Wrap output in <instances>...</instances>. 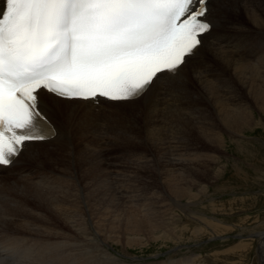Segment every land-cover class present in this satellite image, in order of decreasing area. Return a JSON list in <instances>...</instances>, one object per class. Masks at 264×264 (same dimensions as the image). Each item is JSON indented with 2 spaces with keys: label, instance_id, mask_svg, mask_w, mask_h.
Segmentation results:
<instances>
[{
  "label": "bare ground",
  "instance_id": "6f19581e",
  "mask_svg": "<svg viewBox=\"0 0 264 264\" xmlns=\"http://www.w3.org/2000/svg\"><path fill=\"white\" fill-rule=\"evenodd\" d=\"M222 14L226 20L214 31L219 33L215 47H201L199 55L186 58L177 76L160 74L166 81L164 86L154 82L139 99L109 102L98 98L100 102L95 104L59 99L41 90L54 113H49V118L61 136L48 143H33L16 163L0 169V216L13 224L0 232V264H9L4 249L17 253L16 264H94L89 250H85L90 239L86 237L82 210H92L97 219L96 234L102 219L98 214L110 220L108 229L113 232L119 225L135 234L155 231L165 223L160 212L149 216L150 209L137 212L136 219L124 220V209L116 200L122 199L127 189L118 197L113 191H109L108 198L101 196V171L112 164L106 150L116 146L145 149L142 144L149 146L148 150L152 147L164 153L163 160L167 154L168 165L190 162L189 167L177 169V175L169 173L166 182L175 199L185 194L193 197L189 182L203 177L198 167L209 168V163L216 162L211 152L226 147L225 133L240 136L258 124L251 109L264 112V0H229ZM248 99L252 100V108ZM69 111L75 113L72 121L67 119ZM192 143L199 144L200 151L186 154L194 148ZM144 157L142 154L135 163L150 164ZM197 160L202 166L192 165ZM122 183L120 180L118 185ZM80 194L83 198L73 204L72 199ZM80 200L85 205L81 208ZM130 200H123L129 209ZM104 201L106 209L101 211L97 206ZM66 231L74 232L70 236ZM259 239L258 261L264 264V232Z\"/></svg>",
  "mask_w": 264,
  "mask_h": 264
},
{
  "label": "snow or ice",
  "instance_id": "6c2138e0",
  "mask_svg": "<svg viewBox=\"0 0 264 264\" xmlns=\"http://www.w3.org/2000/svg\"><path fill=\"white\" fill-rule=\"evenodd\" d=\"M229 0H0V166L61 133L41 90L131 102L213 48ZM213 13H221L213 15ZM54 115V113H53ZM72 121L75 113L69 111ZM264 251V248H262ZM16 264L17 253L4 249Z\"/></svg>",
  "mask_w": 264,
  "mask_h": 264
},
{
  "label": "rangeland",
  "instance_id": "374dc122",
  "mask_svg": "<svg viewBox=\"0 0 264 264\" xmlns=\"http://www.w3.org/2000/svg\"><path fill=\"white\" fill-rule=\"evenodd\" d=\"M262 40L264 42L263 38ZM248 100L252 108V100ZM241 101L247 100L241 99ZM251 110L258 124L251 125L240 136L225 133L226 147L219 152H211L216 157V162L209 163L211 164L209 168L198 167L204 172L203 177H197L195 181L189 182L192 187H188L189 184L185 185L194 198L185 194L175 199L171 195L175 193H172L166 182L167 176L177 175L176 170L184 166L189 167L190 162L179 161L177 165H168L167 161L170 157L167 154L163 160L161 156L164 153H159V150L154 151L152 147L148 150L149 146L142 144L145 149L140 147L137 148L138 150H130L131 148L111 146V150H106L104 153L109 159L111 158L112 164L104 166V171H101L100 178L103 179L101 196L108 198L109 191H113L115 197H118L127 189L126 197L116 200L117 205L124 209L122 213L124 220L136 219L139 216L137 212L150 209L149 216L160 212L165 223L155 231L146 228L147 230L135 234L126 231L125 225H119L113 232L108 229L110 220H105V216L98 214L104 221L100 220L96 234L97 219H94L92 210L91 212L82 210L84 215L80 214L84 218L86 233L89 236L86 237L90 239L85 250H89L87 251L89 257L92 255L90 257L93 259L92 262L94 264H259L257 254L259 238L264 232V112L257 111L255 107ZM191 145L194 148H189L186 154L194 155L198 150L200 151L199 144ZM142 154L150 164L135 163L137 158H142ZM113 156L117 157L112 159ZM192 165L202 166V163L197 160ZM172 168L175 172L168 170ZM171 172L172 174L169 175ZM183 172L188 174L186 170ZM179 179L177 177L176 180ZM120 180L123 183L118 185ZM127 197L129 200L132 199L129 203L132 205H129L132 207L130 209L126 207L127 203L123 204V200ZM79 198L82 199L83 196L80 194L71 202L78 204ZM76 200L78 201L75 202ZM83 202L84 200H80V208L85 206ZM106 204L107 202L104 201V204L98 205L97 208L103 211ZM0 217H2L0 232L4 233L9 225L13 224L5 217ZM115 218L118 219L117 216ZM66 232L72 236L74 231ZM75 251L78 250H72Z\"/></svg>",
  "mask_w": 264,
  "mask_h": 264
}]
</instances>
